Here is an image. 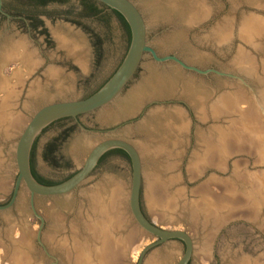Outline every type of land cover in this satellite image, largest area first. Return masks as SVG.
<instances>
[{"label": "rangeland", "instance_id": "374dc122", "mask_svg": "<svg viewBox=\"0 0 264 264\" xmlns=\"http://www.w3.org/2000/svg\"><path fill=\"white\" fill-rule=\"evenodd\" d=\"M3 1L9 3L11 0ZM130 1L142 13L147 26V42L158 55L174 54L180 60L186 61L188 49L190 53L198 56L197 58L206 60L203 68L191 65L202 70L218 71L227 67L246 68L248 66L241 63L240 58L237 59L246 57L251 64L254 63L253 65L257 66L256 80L264 81V71L262 72L261 69L262 63L264 64V39H258L249 46L236 36L240 16L253 17L264 22V0H246L247 5L244 4L246 8L237 0H190L194 3L191 8H196L200 2L204 3V8L209 11L208 16L200 19L202 22L199 20L201 23L196 26L193 24L188 27L187 22L183 23L185 30L179 32L178 24L175 22L150 20L144 9V0ZM256 6L259 9L255 10ZM230 8L236 16L225 18V12ZM69 11L70 14H67ZM78 11L76 0H67V4L63 6L47 7L45 12L48 16L41 18L48 32L50 44L45 43L44 38L36 34L32 38L28 37L24 29L15 22L7 24L4 20L0 21V106L6 102L3 107H0L2 123L4 121L0 124V205H6L11 198L17 177L15 146L23 128L35 111L48 104L79 101L89 97L108 81L126 54L125 36L114 17L107 18L106 23L81 20L77 16ZM223 18L232 22L234 27L231 31L232 36L225 44L218 46L205 41L213 31L217 32V27L223 25H220V20ZM69 21L79 22L87 30ZM57 33L64 36L70 43L58 48L56 41L60 43L55 35ZM177 34H180L182 39L180 42L183 46L168 47L166 41ZM92 35L100 40L98 61L95 59ZM8 42H23L25 52L31 56V62L28 61V64L16 59H2L3 48L8 45ZM255 48L263 56L257 55ZM18 53L23 54V49L18 50ZM147 68H153V63L148 57L143 60L134 80L122 94L123 98L126 93L136 87ZM49 72H54L57 76L50 77ZM191 77L195 86L183 91L187 94L186 96L179 97L176 94L183 85L179 82L176 85V95L171 94L164 98L165 101L182 100L190 110L181 104H166L152 105L144 111L147 113L150 110H159L161 112V115H158L159 119H164H160L162 121L160 126L164 125L163 123L175 122V116L180 113L186 133L180 138L181 142L176 151L173 150L174 154L178 155L175 156L176 158L168 160L162 155L156 159L158 164L147 159L148 164L144 165L145 182H142L140 198L142 212L158 227L185 231L193 239L194 253L189 264H264L263 209L257 208L258 216H260L256 219L254 213L256 214L257 211L253 208V202L256 200L251 201L249 198L250 191L254 187L256 189L254 180L257 177L262 179L264 176V158H258L255 155L256 151L253 148L246 149V146L240 148L237 146L228 150L229 145L239 143L237 139L230 136L233 135L231 131L246 136L245 128L240 126L246 118L243 114L246 106L238 103L223 118L218 104L219 110L216 109V111L219 114L215 117L216 119L211 117L210 109L222 95L234 96L237 88L242 89L246 95H250V89H253L255 94L258 90L254 87V83H250L251 81L245 77L242 78L249 89L238 81L218 80L214 75L200 77L191 74ZM220 84H224V89L221 87L219 90ZM153 100L161 99L156 97ZM197 101L202 102L199 104L201 106L196 104ZM142 109L144 108L141 107L140 110L137 108L135 114L132 113L129 117L121 116L116 119L117 114L113 113L115 111L111 106H108L100 112L79 117L77 124L67 121L47 127L36 139L34 158L36 173L46 181L62 182L82 167L90 147L108 138L118 137L130 144L138 143L140 145L138 153L144 145L153 149L158 147L159 144L155 146L154 141L148 145L149 143L146 144L135 137L130 129L134 123L138 122V118H142L140 115ZM234 109L242 110L240 115ZM167 112L169 116L163 117L162 114ZM74 125L75 129L65 142L59 144L56 154L60 160H63L60 162L63 163L62 165L69 163V168L62 165L60 168L51 167L43 160L45 146L65 129ZM79 125L90 132L81 130ZM146 127L156 130L155 124H148ZM112 129L116 131L108 132ZM213 134L217 135V138L219 136L217 141L212 138L215 142L210 139ZM154 135V138L158 137ZM198 135L208 137L210 141H205L212 153L208 154L204 160L197 161V163L202 161L204 165L196 174L187 170L194 161L190 158L200 156L204 149L200 143V137L197 139ZM231 139L235 143H231ZM224 153L226 157L222 155ZM165 165L171 166V170H166ZM150 174L155 177L151 182L148 181ZM130 181L129 163L123 158L111 156L99 164L89 180L68 199L67 205L63 200L53 201L36 197L34 199L36 212L44 220L40 234L42 247L36 242L39 221L32 216L28 204L29 193L22 187L18 195L19 202L10 210L0 212V257L2 255L4 257L0 264L11 263L18 254H25L30 264H63L64 255L67 258L70 256V261L75 259L76 256L71 249L75 243L81 244L83 237L85 238V226L93 224V219H90V199H93L95 193L98 196L101 194L100 199L103 201L101 207L104 208L108 193L114 185L119 186L121 191V207L118 215L119 222L123 226L120 227L122 230L125 229L121 230L122 233L116 234L117 236L113 234L116 244L121 248L116 245L115 249H112L109 264H137L141 250L153 243L155 239L140 231L131 218L127 205ZM159 186L164 187L163 190H159ZM156 189L162 193L161 198L168 200V208L167 205L162 207L153 203L156 201L155 194L158 193ZM208 210L210 214H207ZM125 237L132 241L129 248L121 243ZM64 251L69 252L68 255ZM183 251L181 243L169 242L148 252L143 264H148L151 259H155L156 264H176Z\"/></svg>", "mask_w": 264, "mask_h": 264}, {"label": "water", "instance_id": "95a60500", "mask_svg": "<svg viewBox=\"0 0 264 264\" xmlns=\"http://www.w3.org/2000/svg\"><path fill=\"white\" fill-rule=\"evenodd\" d=\"M95 2L105 6L111 11L118 13L126 22L130 31V44L128 50L114 74L108 79V81L98 89L94 94L79 101L57 102L45 105L41 109L35 111L32 118L28 121L20 134V137L15 146V165L17 169V177L12 190L11 198L6 205H0V212L10 210L17 202H19V191L22 187L29 193V208L32 216L39 221L38 232L36 234V242L42 247L40 242V234L44 226V220L37 214L35 209V198L49 199L53 201L63 200L65 205L68 203V199L77 193L80 187H82L93 174L98 166V163L103 155L112 150H120L124 152L128 158L131 169V181L130 190L127 198V205L134 224L138 229L147 235L155 239V241L145 246L138 257L137 264H143L144 257L151 250L167 244L169 242H179L182 244L184 251L179 261L176 264H189L193 253L194 243L193 239L185 232L178 230L162 229L152 223L146 218L141 208V188L144 181V165L146 162L142 159V155L139 152L140 145L138 143L130 144L129 142L120 139L118 137L108 138L100 141L95 146L90 147L88 156L86 157L82 167L75 172L69 179L53 186H45L38 183L31 174L30 170V153L32 146L38 136L50 125L57 121L64 119H71L77 121L79 117L89 115L95 112H100L103 108L111 106L113 113L117 114V117H129L135 114V110L142 108L140 115L142 118H138V122L134 123L130 128L135 134V137L140 138L146 144L153 142L158 137L154 138L155 129L151 127L144 128L148 125V121L152 119H158L160 122L164 120L158 117L161 115L159 110H150L144 113L145 109L152 105H166V104H181L185 106L187 110L189 107L182 100L165 101V96L175 94L177 84L182 82L181 88L176 93L179 97L186 96L183 92L185 89L194 88L195 84L192 83L191 74L200 77H208V75H214L218 80L231 79L240 82L242 86L249 89V86L245 83L244 78L238 74V68H222L220 71L214 69H199L196 66H205L203 58H197L195 54H192L187 49L188 55L185 56L186 61L180 60L174 54L160 56L147 42L146 39V22L140 10L130 0H94ZM139 1V0H137ZM155 2V8L157 13V22L172 21L177 23V31H184L182 24L186 22L190 5L194 4L190 0H170L173 4H168L169 0H144ZM229 1V0H228ZM245 7L247 5L246 0H237ZM204 3H198L203 5ZM3 0H0V14L2 12ZM246 8V7H245ZM259 9L258 6L254 8ZM226 17H234L236 13L230 8L226 12ZM155 15V14H154ZM9 19L8 16H6ZM225 18L221 19V23L226 22ZM248 17L240 16V21ZM251 19H256L251 17ZM237 28V38L240 40L239 31L241 30L240 22ZM202 22V21H201ZM199 22L193 23L195 26ZM9 22L7 21V24ZM234 27H232L233 31ZM242 31V30H241ZM264 34V33H263ZM232 36V35H230ZM264 39V35L259 40ZM181 36L176 35L169 38L166 41L168 47L180 48L183 44L180 42ZM56 41V40H55ZM205 41L212 42L213 45H223L225 42L216 41L214 31L210 34L209 38ZM241 41V40H240ZM242 42V41H241ZM58 48H61V44H58ZM256 49V48H255ZM70 51V50H67ZM255 51V50H254ZM257 55L260 54L257 49L255 51ZM148 57L153 63V70L147 68L146 72L140 79L136 87L132 88L125 97L122 94L129 87L134 80L138 70L142 66L143 60ZM168 64L169 66H165ZM194 64V65H191ZM48 77V76H47ZM221 82V81H220ZM224 83V82H223ZM197 85V84H196ZM224 89V84L218 86L219 90ZM175 94V95H176ZM253 90L250 89V96H253ZM43 98V96H40ZM160 98V101L153 100L154 98ZM131 114V115H130ZM163 117L168 115V112ZM169 116V115H168ZM157 117V118H156ZM131 123V122H130ZM194 124V123H193ZM79 128L85 132H90L84 129L81 125ZM116 129H112L108 132L113 133ZM199 135L197 136L198 139ZM150 145V144H148ZM192 157V156H191ZM157 157L152 159L156 160ZM191 161L194 160L190 158ZM158 163V162H157ZM153 165V164H151ZM188 172V170H187ZM186 172V173H187ZM264 210V208H263ZM264 212V211H263ZM45 251V249L43 248Z\"/></svg>", "mask_w": 264, "mask_h": 264}, {"label": "bare ground", "instance_id": "6f19581e", "mask_svg": "<svg viewBox=\"0 0 264 264\" xmlns=\"http://www.w3.org/2000/svg\"><path fill=\"white\" fill-rule=\"evenodd\" d=\"M171 1L168 4H173V2L171 3ZM154 4L155 2H151V1L144 2V7H145L144 9L146 10L145 12H147L150 20H152L153 22L157 21V15H156L157 11L152 10V8L153 9L155 8ZM189 9L190 10L188 12V16L186 20V22L188 23V27L192 26L193 23L198 22L200 19H204L205 17L208 16V13H209V11L206 8H204L203 6L201 7L200 5L197 6L196 8H191V5H190ZM241 22L242 23H240V26H241L242 31L241 30L239 31V36H240V40L243 43H246L247 45L249 44V46L253 45L255 41H258V39L261 38L262 35H264L263 34L264 33V22H262L261 20L251 19V17H249V18L242 20ZM220 25L222 26L217 27V32H215L216 41L218 42L223 41L226 43L231 35L232 22H230V20L229 21L226 20V22L221 23ZM55 35H56L57 40L62 46H66L68 42L70 43V41H67L64 36L58 33ZM22 49H23V54L20 55L18 53V50H22ZM2 56H3L2 59H16L22 63H25V62L28 63V61L31 62L32 60L31 56L25 52V46L23 42H16V43L8 42V45H6L3 48ZM238 56H241V55L238 54ZM237 59H239L241 63L245 64V66H248L246 68H243V67L238 68L239 69L238 74L240 75V77L248 78L251 81L250 83H254L253 84L255 85L254 87L256 88V90H258L257 94L253 92L254 93L253 96L252 95L250 96L249 94L246 95L242 91V89L237 88L235 89L236 94H234V96L229 97L226 95H222L221 98L217 99L218 102L210 108L211 114H212L211 117H213V119H216L215 117H217L219 114L217 113L216 109L219 110L218 109L219 107H220V110H219L220 115H222V117L224 118L226 117L225 115L227 114V112H229L234 107H236L238 103L244 104L246 106V111L243 112V114H244V117L246 116V118L243 120L244 122L240 123L241 124L240 126L241 128H245L244 129L245 135H246L245 137L247 139L244 137V135H242V133L241 135H239V133L237 134L235 131H231L230 133L233 135H230V136L233 137L234 139H237L239 143H237L236 145V143L231 139V143H235V144L229 145L228 150L231 148L232 149L237 148V146L238 148L246 146V149L253 148L254 151H256L255 155L258 156V158L262 159L264 158V81L263 79L261 81L256 80L257 66L253 65L254 63L251 64L250 60H248L246 57H238ZM261 69L263 72L264 71L263 63H262ZM49 75L50 77H53V76L55 77L56 73L49 72ZM242 94H244L245 96ZM192 97L194 98V96ZM3 103L5 104L6 102H3ZM201 103L202 102L197 101L196 104L199 105ZM4 104H2L0 107H3ZM218 104H219V107H218ZM234 110L237 112L238 115H240L241 113L240 111H242L239 109H234ZM2 118L0 116V124L2 123ZM174 119L176 120L175 122L174 121L173 122L171 121L172 123L166 122L167 124L163 123L164 125L162 126L159 125L160 121L158 119H152V121L151 120L148 121L149 123L147 124H155L156 130L154 132L156 133V135H158V139H155L153 144H155L156 142L155 146H157L158 144L159 145L156 148L154 147V149L153 147H149L146 145L141 146L140 154L142 155V158L145 160L146 164H148V160L158 164L157 160L153 161L152 159H154L155 157H157L158 159L159 157H162V155L163 157H165L164 159H168V160L172 159L175 156H178L176 155L177 153L174 154L173 150L176 151L175 149L179 147V143L181 142L180 138L183 137L184 133H186L185 132L186 129H185V126L183 125L182 118H180V113L179 114L177 113ZM144 128H146V125L144 126ZM217 135H221V134H217ZM217 135H214V134L211 135L210 139L212 141H214L213 139H216L217 141V139L219 138V136L217 138ZM199 137H200L199 139L200 143L202 144L204 149L201 151L200 156H196L194 158V161L192 162L191 167H188V171H190L191 173L195 172L196 174L200 171V168L203 167L202 165H204L202 161L200 163H197V161L202 160V159L204 160V158L208 156V154L212 153V151H210V147H208V144L206 142V141H210L208 140V137L204 138V135L203 136L199 135ZM203 141H205L206 143ZM245 143H248V144H245ZM221 151L223 153V150ZM222 155L226 157L225 153ZM261 162L263 163V161ZM205 164H206V160H205ZM164 167L168 171L171 170L170 168L171 166L170 167L167 166L168 167L167 168L165 165ZM154 178L155 177L150 174V176H148V181L150 180L151 182ZM254 181L256 183V189L254 186H252L254 187L253 188L254 190L252 189V191H250L249 198L251 199V201L256 200L255 202H253V208H255L257 211L256 214L254 213V216L257 219V216H258L257 208H260V207L262 209L264 208V176L262 179L257 177V179H255ZM163 188L164 187L159 186L158 189L163 190ZM156 192H158L155 194L156 201H154L153 203H155V205H158V206L160 205L162 207L163 206L166 207V205L168 204L167 202L168 200L165 201L163 198H161L162 193H160V191H158L157 189H156ZM100 195L98 196V194L95 193L94 196L92 195L93 199L92 200L90 199V204H91L90 205V214H91L90 219L91 218L93 219L92 220L93 224L85 226L86 235L84 234V236L86 239L83 237L81 244L75 243V246H73V248L71 249L72 253H74V255L76 256L75 259L73 258L70 261L69 259L70 256L67 258V256L64 255L65 259L63 260V262L65 264H70V262L71 264H109L110 263L111 251L112 249H115V246L117 245L113 238V234L117 236L119 233H122V231L125 229L124 228L122 230V228L120 227L122 225L119 222V215H118L119 214L118 210L121 207V191H120L119 186L114 185V188L110 190V193H108V198L106 200V203L104 204L105 206L103 205L104 208L101 207V205L103 204V201L102 199H100ZM172 205H173V202L171 206ZM167 208H168V205H167ZM198 210L200 211V209ZM207 212H208L207 214H210V210H208ZM263 216H264V212H263ZM114 231H116V233ZM125 240H123L121 243H123L124 246H127L129 248V245H131L132 241L127 237H125ZM64 253H67L68 255L69 252L64 251ZM13 257L14 256H12V258ZM3 258L4 257L2 255L0 257V262L3 260ZM9 264H30V260L28 259L27 256H25V254L24 255L18 254V256L14 257V260H11V263ZM148 264H156V260L151 259L148 262Z\"/></svg>", "mask_w": 264, "mask_h": 264}, {"label": "trees", "instance_id": "16d2710c", "mask_svg": "<svg viewBox=\"0 0 264 264\" xmlns=\"http://www.w3.org/2000/svg\"><path fill=\"white\" fill-rule=\"evenodd\" d=\"M76 1L78 3V7H79V11L77 13V16L81 20H95L98 22L106 23L107 18H109V17L115 18L123 30V33L125 36V42H126V52H127L131 37H130L129 28H128L126 22L124 21V19L118 13L109 10L108 8H106L105 6L95 2L94 0H76ZM66 4H67V0H11L9 3H5L3 1V8L9 12H13L14 15L24 16L27 20L30 21L33 30H37V28L42 27V24H43L42 21H40V17H43V16L47 17L48 16L45 12V10L47 9L48 6H51V5L63 6ZM67 14H70V11ZM69 22L71 24L78 26V27H81L85 31L87 30V28H83L84 26L82 24H80L79 22H76V21H74V22L69 21ZM19 23L22 26L24 25L23 22H19ZM39 34L46 37V41L48 44L51 43L48 40L49 35H48L46 29H42L39 32ZM92 37H93L92 45L94 48L95 59H96V61H98L100 58V54H99L100 40L95 35H92ZM101 87H99V89ZM94 93H92V94H94ZM68 120L69 119H64V121H68ZM74 129H75V125L65 129L57 138L53 139L51 142H49L45 146L44 152H43L44 162L48 163L53 168H60L61 167V165L63 163H60V162H62L63 160L62 159L60 160V158L57 157V155H56L57 150H58V146L61 142H63V141L65 142V140L69 137V135L71 134V132ZM36 143H37V140H35V142L32 146L29 162H30L31 174L38 183L45 185V186L57 185L59 183H62L65 180L69 179L74 174L73 173V174L69 175L65 180H63L62 182H59V183H54V182H50V181H46V180L42 179L35 171L34 158H35ZM111 156H117V157L123 158L129 163L128 158L124 152H122L120 150H112V151H109L105 155L102 156V158L100 159V161L98 163V166L107 157H111ZM63 166L66 168H69V163L62 165V167Z\"/></svg>", "mask_w": 264, "mask_h": 264}, {"label": "flooded vegetation", "instance_id": "af4514ba", "mask_svg": "<svg viewBox=\"0 0 264 264\" xmlns=\"http://www.w3.org/2000/svg\"><path fill=\"white\" fill-rule=\"evenodd\" d=\"M2 12H3V14H0V21H3L4 20L5 22H7V21L8 22H15L18 26H20L21 29H24V31L26 32V34L28 35V37L32 38V36L36 34V35H38L40 37H43L45 43H47L46 37L39 34V32L42 29H45L44 21L42 20L41 17H40V21H42V23H43L42 24V27H38L37 30H33L30 21L27 20L24 16L14 15L13 12H9L6 9H4L3 7H2ZM6 16H8L9 19H7ZM19 22H23L24 25L22 26ZM68 121H71V122L77 124V121L78 120L77 121H74V120L69 119ZM61 122H67V121L60 120V121L55 122L54 124L61 123ZM54 124H52V125H54Z\"/></svg>", "mask_w": 264, "mask_h": 264}]
</instances>
